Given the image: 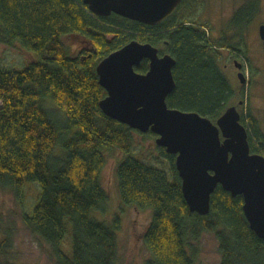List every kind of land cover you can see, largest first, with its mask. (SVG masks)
Returning <instances> with one entry per match:
<instances>
[{"label": "trees", "instance_id": "trees-1", "mask_svg": "<svg viewBox=\"0 0 264 264\" xmlns=\"http://www.w3.org/2000/svg\"><path fill=\"white\" fill-rule=\"evenodd\" d=\"M261 4L246 0L217 44L201 26L185 25L175 17L150 26L116 14L97 16L83 0H0V45L39 55L22 69L0 64V187L21 196L27 183L39 185L38 202L23 221L51 246L55 264H117L120 217L111 225L91 217L108 199L102 174L107 150L114 149L126 155L115 168L123 203L154 211L144 233L151 252L147 264H196L188 240L203 233L216 234L221 264H264V240L250 228L243 197L219 186L209 215L191 213L176 156L158 149L169 162V172L133 157L135 134L140 132L103 113L100 102L107 92L97 74L100 61L133 40L163 46L161 54L177 61V86L167 99L169 107L216 122L236 92L221 71L218 51L245 47L244 34ZM70 36L84 42L77 53L66 43ZM136 70L147 73L149 62L144 60ZM241 122L251 152H264L256 117L249 111ZM140 134L157 138L152 132ZM68 223L70 253L62 248Z\"/></svg>", "mask_w": 264, "mask_h": 264}, {"label": "water", "instance_id": "water-1", "mask_svg": "<svg viewBox=\"0 0 264 264\" xmlns=\"http://www.w3.org/2000/svg\"><path fill=\"white\" fill-rule=\"evenodd\" d=\"M182 0H83L100 17L112 14L156 26L168 19ZM264 50V24L259 27ZM147 60L149 70L136 67ZM176 59L161 54L151 43L137 40L100 61L99 83L107 92L103 113L140 133L152 132L156 144L176 156L182 192L191 213L207 216L219 186L233 197L242 196L251 230L264 240V155L252 153L249 134L236 106L213 122L196 112L170 108L176 89ZM242 83L247 82L243 73Z\"/></svg>", "mask_w": 264, "mask_h": 264}, {"label": "rangeland", "instance_id": "rangeland-1", "mask_svg": "<svg viewBox=\"0 0 264 264\" xmlns=\"http://www.w3.org/2000/svg\"><path fill=\"white\" fill-rule=\"evenodd\" d=\"M246 0H186L177 20L187 23L206 25L209 39L219 40L227 28L235 11ZM261 12L247 30L248 48L241 50L247 68V84L241 85L237 77L238 69L234 59L238 56L225 52L219 56L221 71L227 76L236 91L230 106H236L241 114L248 118L249 111L258 120V128L264 133V51L259 37V27L264 24V0H261ZM208 33V32H207ZM66 43L77 53L84 42L78 36L66 38ZM164 51L163 46L158 47ZM219 52V51H218ZM39 55L28 52L21 47L10 48L0 45V64L8 70L22 69ZM224 66V67H223ZM228 68V69H225ZM241 87V89H240ZM243 91V94H242ZM2 102L0 101V107ZM156 138L135 134L133 157L139 161L169 172V162L159 152ZM60 150V148H58ZM264 155V152L259 153ZM126 158L119 150H107V162L102 174V183L108 192V199L102 209H95L91 217L106 224H112L116 217L121 219V230L118 235L117 264H147L151 252L144 242V233L152 218L153 209L137 210L123 203L116 178L115 168L118 162ZM24 193L17 196L10 189L0 187V261L13 264H55L51 246L35 235L24 223L23 216L30 213L40 197L38 184L27 183ZM71 227L62 246L70 253ZM189 250L194 255L196 264H221L219 241L215 233H203L200 239L189 237Z\"/></svg>", "mask_w": 264, "mask_h": 264}, {"label": "flooded vegetation", "instance_id": "flooded-vegetation-1", "mask_svg": "<svg viewBox=\"0 0 264 264\" xmlns=\"http://www.w3.org/2000/svg\"><path fill=\"white\" fill-rule=\"evenodd\" d=\"M185 2H186V0H182V2L180 3V5L178 6V8L175 10V12L170 16V17H175V19L177 18V16H178V14H179V12L183 9V5L185 4ZM177 20V19H176ZM177 22H179V20H177ZM184 22V24L185 25H194V26H201L202 27V29L204 30V31H206V33H207V37H208V39H209V36H208V34H209V30H208V28L206 27V25H201V24H194V23H187V22H185V21H183ZM222 35H223V32L221 33V36H220V38H219V40H221V38H222ZM244 36H245V47L247 46V48H248V41H247V38H246V36H247V33H245L244 34ZM260 37V36H259ZM219 40H216V41H219ZM215 41V42H216ZM262 41V40H261ZM217 44L218 43H220V42H216ZM243 44V45H244ZM242 47V46H241ZM241 47H238V48H233V49H225V48H222V49H220V51L218 52V54H219V56L221 55H224L225 54V52H228L229 54H231V55H236V56H238V59H234V65H235V67L238 69V73H237V77H238V79H239V81H240V84L242 85H246L247 84V82H245V83H242L241 82V80H240V78H239V74L240 73H243L244 75H245V77L247 78V76H246V74L243 72V71H245V69L247 68V66H246V63H245V59L242 57V54H241V50L243 49V48H241ZM262 47H263V42H262ZM264 51V50H263ZM224 67V66H223ZM221 68V67H220ZM225 69H228V68H225ZM240 89H241V87H240Z\"/></svg>", "mask_w": 264, "mask_h": 264}]
</instances>
